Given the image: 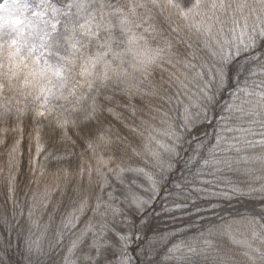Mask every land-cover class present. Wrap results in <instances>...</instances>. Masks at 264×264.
<instances>
[{"label":"snow or ice","instance_id":"6c2138e0","mask_svg":"<svg viewBox=\"0 0 264 264\" xmlns=\"http://www.w3.org/2000/svg\"><path fill=\"white\" fill-rule=\"evenodd\" d=\"M5 27L86 106L0 121V264H264V0H0V69Z\"/></svg>","mask_w":264,"mask_h":264},{"label":"clouds","instance_id":"9594fccd","mask_svg":"<svg viewBox=\"0 0 264 264\" xmlns=\"http://www.w3.org/2000/svg\"><path fill=\"white\" fill-rule=\"evenodd\" d=\"M3 33L4 53L2 62L4 66L3 69H0V72L3 73L0 76V83L4 87L3 91H0V121L9 115L14 116L17 112L35 115L37 112L45 111L49 113L52 119H63L64 116L73 117V109H79L85 102L79 90L75 95L70 91L73 77L69 76L68 84L61 87L63 81L52 73H48L45 77H41L38 72L35 75L30 74L34 67H43V58H41L39 66L35 65V55L39 53L29 54L28 48L23 46L27 37L20 35L15 29L10 30L8 27L4 28ZM14 39L21 46V55L27 60V67L20 62L19 57L14 58L11 63L9 61V51L15 52V48L11 47V41ZM120 51L123 63L120 59L114 60L113 63L117 68L119 79L123 81L121 87H124L138 79L140 73L136 69L139 67L138 61L142 58V54L135 46L129 51L124 45ZM45 55L54 67L66 63L61 57L71 56L78 69L81 63L73 53L65 50L63 46L59 49L53 48L51 55L47 53ZM111 58L110 55L109 59ZM97 70L99 71V68ZM110 74L113 75V81L116 82L117 75ZM49 79L51 83H49ZM64 109H70V111Z\"/></svg>","mask_w":264,"mask_h":264},{"label":"trees","instance_id":"16d2710c","mask_svg":"<svg viewBox=\"0 0 264 264\" xmlns=\"http://www.w3.org/2000/svg\"><path fill=\"white\" fill-rule=\"evenodd\" d=\"M88 51H89V49L86 47V48H85V53H87ZM90 51L95 52V51H96V47L93 45V46L91 47ZM74 82H75V81H72V84H73ZM77 90H79L80 93H82V91H83V90H81L79 87H77ZM75 94H77V91H76ZM117 99H122V98L118 96ZM137 102H138V98H137ZM83 105L86 106V102H84ZM64 110H66V111H70V109H64ZM105 115H106V114H105ZM125 115H127V113H125ZM78 116H79V113H77V112H74V113H73V117H78ZM108 119L111 120V117H108ZM129 122H131V120H130ZM137 122H138V121H137ZM26 123H31V121H30V120H26ZM112 124L114 125V128H113V132H114V133H115L117 130H119V132H120L122 135H128L127 131H126L125 129H123L119 123H117L116 121L113 120V121H112ZM28 130L30 131L31 129L29 128ZM45 131H46V130H45ZM70 134H71V133H70ZM46 138H47V137L45 136V139H46ZM73 139H75V136H73ZM27 143H28V142H27V138L25 137V141H24V145H23V147L25 148V157H26V155H27V152H26V150H27ZM33 151H34V147H33ZM76 151H77V152L81 151V147H77ZM40 159L42 160L43 157H41ZM234 203H235V202H234ZM237 206H239V205L237 204Z\"/></svg>","mask_w":264,"mask_h":264},{"label":"rangeland","instance_id":"374dc122","mask_svg":"<svg viewBox=\"0 0 264 264\" xmlns=\"http://www.w3.org/2000/svg\"><path fill=\"white\" fill-rule=\"evenodd\" d=\"M78 71H79V69L76 68L74 74L72 75V77H73L72 81H76L77 79H79Z\"/></svg>","mask_w":264,"mask_h":264}]
</instances>
